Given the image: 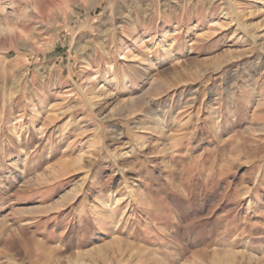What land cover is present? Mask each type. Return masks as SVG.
I'll return each instance as SVG.
<instances>
[{
  "label": "rangeland",
  "instance_id": "374dc122",
  "mask_svg": "<svg viewBox=\"0 0 264 264\" xmlns=\"http://www.w3.org/2000/svg\"><path fill=\"white\" fill-rule=\"evenodd\" d=\"M0 264H264V0H0Z\"/></svg>",
  "mask_w": 264,
  "mask_h": 264
}]
</instances>
